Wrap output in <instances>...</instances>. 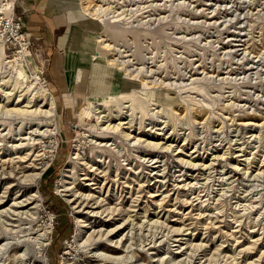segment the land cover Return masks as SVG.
I'll return each instance as SVG.
<instances>
[{"label":"rangeland","instance_id":"374dc122","mask_svg":"<svg viewBox=\"0 0 264 264\" xmlns=\"http://www.w3.org/2000/svg\"><path fill=\"white\" fill-rule=\"evenodd\" d=\"M0 264H264V0H0Z\"/></svg>","mask_w":264,"mask_h":264},{"label":"crops","instance_id":"0c3cea01","mask_svg":"<svg viewBox=\"0 0 264 264\" xmlns=\"http://www.w3.org/2000/svg\"><path fill=\"white\" fill-rule=\"evenodd\" d=\"M11 11H12V8L9 11V15L11 14ZM17 14L20 17V19L25 21V25L29 29L30 35H32V37L37 41V43L41 47L47 46L49 45V43H52L54 40H57V39L63 40V38L65 37L62 35V32H63L62 24L51 25V22L46 20L44 17H40L38 14H33V13L26 14V11L23 8V6H19L17 8ZM110 33L111 32H105L106 37H109ZM100 56H103V54H100ZM106 65L111 66L112 64L108 62V60L106 59ZM93 83H94V79L91 76L90 80L88 81L86 85V89H85V95L88 98H95L98 95V90L94 88ZM118 94H120V92ZM111 97H107V98L101 97L99 100L96 101V103L98 104L100 101L108 100ZM92 103L93 105H96L95 99H93V101L91 100L90 102H88L87 105L90 106Z\"/></svg>","mask_w":264,"mask_h":264},{"label":"bare ground","instance_id":"6f19581e","mask_svg":"<svg viewBox=\"0 0 264 264\" xmlns=\"http://www.w3.org/2000/svg\"><path fill=\"white\" fill-rule=\"evenodd\" d=\"M11 7V6H10ZM10 7H8L7 8V11L8 10H10ZM116 18H118V17H116ZM5 19H7L6 17H5ZM114 21L116 22V20L114 19ZM109 35H112L111 33L109 34ZM100 42V41H99ZM131 56V55H130ZM135 57L137 58L138 57V55L137 54H135ZM108 60V59H107ZM108 62H110L111 64H114V62H116V61H112V59L111 60H108ZM118 67L119 66H122V64H120V65H117ZM37 78V77H36ZM39 80V79H38ZM46 83V82H45ZM43 92V91H42ZM122 97H124V95L123 94H118V95H116V96H112L111 98H109L108 100L109 101H111V102H116V101H120V98H122ZM48 104H49V106H50V108L48 109V110H46V111H43L42 113H43V117L44 118H50V116H52L51 114H52V109H53V107H54V103H53V100H52V98L50 97V98H48ZM95 106V105H94ZM96 108V107H95ZM132 109H134L133 107L131 108V111H132ZM136 109V108H135ZM34 112H38L39 114H40V112L41 111H38L37 110V108H36V111H34ZM101 112V111H100ZM24 113V112H23ZM99 113V112H98ZM35 114V113H34ZM97 114V113H96ZM106 116V115H105ZM101 118H105L106 119V117H102V116H98L97 117V120L98 119H101ZM109 119V118H108ZM98 122H100L99 120H98ZM122 124H124V123H118V124H116L115 125V127H113V126H110V128H109V125H106V126H104V129L103 130H110V132H112V134L113 133H115L116 132V130H117V128H118V126H121ZM120 129V128H119ZM117 133V132H116ZM122 134H124V133H122ZM124 137H126V138H129L130 137V135H126V134H124ZM137 141L139 142L140 141V139H137ZM151 144V143H150ZM151 145H153V144H151ZM104 146V145H103ZM153 148L154 147H157V145H153L152 146ZM35 170H39V168H35ZM40 174H35V175H33V176H30V180L28 181V183H29V185H31L32 184V182L33 181H35L36 179H38V176H39ZM33 198H35V195H34V197ZM29 204H31V203H29ZM44 236V235H43ZM103 261V260H102ZM105 261V260H104ZM105 262H108V261H105ZM110 262V261H109ZM108 262V263H109ZM111 263V262H110Z\"/></svg>","mask_w":264,"mask_h":264}]
</instances>
